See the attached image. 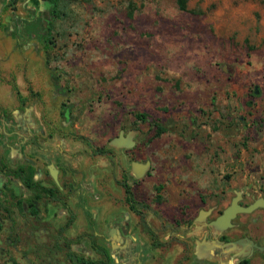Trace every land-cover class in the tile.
I'll use <instances>...</instances> for the list:
<instances>
[{"label":"rangeland","instance_id":"1","mask_svg":"<svg viewBox=\"0 0 264 264\" xmlns=\"http://www.w3.org/2000/svg\"><path fill=\"white\" fill-rule=\"evenodd\" d=\"M43 1L47 16L37 0H0V118L29 116L37 126L40 112L45 123L57 115L55 125L70 129L76 155L108 146L119 131L136 132L124 158L130 167L151 163L148 175H137L146 198L169 180L151 202L174 218L177 206L198 195L220 206L233 191L264 197V0H188L186 10L173 0ZM34 15L47 23L18 33L13 18ZM67 105L70 124L62 125ZM83 160L94 188L110 162ZM8 195L0 192V264H54L40 245L20 244L24 235L6 231V217L18 211ZM244 216L254 217L252 230L264 235V211L238 215ZM89 238L113 253L102 239ZM165 251L172 264H187L177 236ZM114 259L104 264H118Z\"/></svg>","mask_w":264,"mask_h":264},{"label":"flooded vegetation","instance_id":"2","mask_svg":"<svg viewBox=\"0 0 264 264\" xmlns=\"http://www.w3.org/2000/svg\"><path fill=\"white\" fill-rule=\"evenodd\" d=\"M42 4L41 12L47 16V2ZM13 19L15 26L20 22L17 32L27 35L47 23L46 19L36 15ZM50 76L56 79L53 73ZM68 106L63 113L67 121L61 122L62 125L70 124V117H66ZM37 117V126L29 116L14 119L13 123L0 118V192H8V198L15 196L18 205V211L6 217L4 228L10 234L24 235L20 244L32 243L36 250L40 245L38 248L44 252L43 257L49 259L48 255L52 256L54 264H104L114 258H118L116 261L120 264L122 256L123 264H150V261L172 264L165 250L170 246L171 237L177 236L181 249L188 256L184 259L187 264H264V235L252 230L256 219L238 217L256 210L263 212V206L249 212H237L226 228L210 224L232 198H237V204L247 206L259 196L255 197L250 191H233L220 206L215 202L208 204L206 198L198 195L187 206H177L178 216L174 218L160 209L158 201L151 202L153 196L168 189L169 180L165 177L156 183L153 196L146 198V192H142L139 185L141 177L130 167V158H124L133 150L136 132L132 135L131 147H94L76 155L70 150V129L64 132L55 125L57 115L50 123L43 122L41 112ZM10 146L18 150V157L10 156ZM86 157H103L110 162V166L105 164L103 168L104 180H93L95 192L89 186L92 179L89 178L90 166L83 160ZM148 166L143 176L149 174L150 162ZM17 219L21 220L20 225L14 226ZM238 219L241 225H238ZM76 221L81 226L75 227ZM236 226H239L238 232L229 231L235 230ZM90 235L102 239L104 245L113 248V253L109 254L104 246L91 242ZM158 235L163 237L157 239ZM212 239L222 242L242 240L243 243L227 250L208 247ZM7 241L13 245L16 238L14 241L7 238ZM203 241L208 245L202 244ZM75 249L82 251L85 258L92 253L100 254L101 262L70 254Z\"/></svg>","mask_w":264,"mask_h":264},{"label":"water","instance_id":"3","mask_svg":"<svg viewBox=\"0 0 264 264\" xmlns=\"http://www.w3.org/2000/svg\"><path fill=\"white\" fill-rule=\"evenodd\" d=\"M37 2L40 7V5L43 3V0H37ZM253 92L254 93L257 92V88L255 85L253 87ZM108 144L113 147H131L133 145L132 131H128L126 132V134H123L122 131H119L116 136L108 140ZM147 166H148V162L132 163V169L134 172H136V175H141L146 170ZM236 200H237L236 197L232 198L230 203L222 210V212L219 215L215 217L214 220L210 222V224L213 225L214 227L226 228L231 225L230 219H232L237 212H249L257 206L264 207L263 198H258L247 206H241L237 204ZM242 243H243L242 240L222 242L217 239H212L209 245L205 241H203L202 244L208 245V247L209 246L210 247L213 246L217 248L223 247L227 250H230L235 245H242Z\"/></svg>","mask_w":264,"mask_h":264},{"label":"trees","instance_id":"4","mask_svg":"<svg viewBox=\"0 0 264 264\" xmlns=\"http://www.w3.org/2000/svg\"><path fill=\"white\" fill-rule=\"evenodd\" d=\"M187 1L188 0H173L175 6L179 10H186L187 9ZM132 11H133V4L129 3L128 4V14L131 15ZM16 94H18V93L16 92ZM136 116L140 117V118H144L145 117L144 114H136ZM152 125H155L157 127V131L158 132L165 130V126H163L161 124L154 123ZM95 264H98V262H95Z\"/></svg>","mask_w":264,"mask_h":264},{"label":"crops","instance_id":"5","mask_svg":"<svg viewBox=\"0 0 264 264\" xmlns=\"http://www.w3.org/2000/svg\"><path fill=\"white\" fill-rule=\"evenodd\" d=\"M17 117L19 118V116H17ZM5 147H7V145ZM9 149H10L9 152H10V156L11 157H15V156L18 157L19 156L18 150L14 149L12 146H10ZM132 258H133V256H132ZM124 262H125L124 261V256H122V258L120 259V264H123Z\"/></svg>","mask_w":264,"mask_h":264}]
</instances>
